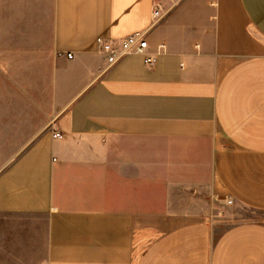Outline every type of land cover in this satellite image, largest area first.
I'll return each mask as SVG.
<instances>
[{
	"label": "crops",
	"instance_id": "0c3cea01",
	"mask_svg": "<svg viewBox=\"0 0 264 264\" xmlns=\"http://www.w3.org/2000/svg\"><path fill=\"white\" fill-rule=\"evenodd\" d=\"M52 6L43 56L0 26L17 72L0 97V264H264V223L217 236L215 220L226 198L264 212V0ZM137 32L164 46L154 66L98 53Z\"/></svg>",
	"mask_w": 264,
	"mask_h": 264
},
{
	"label": "rangeland",
	"instance_id": "374dc122",
	"mask_svg": "<svg viewBox=\"0 0 264 264\" xmlns=\"http://www.w3.org/2000/svg\"><path fill=\"white\" fill-rule=\"evenodd\" d=\"M52 13V0H0V26L2 29L4 31L6 30L8 35L13 31L15 37L22 32L23 36L20 38L21 40L18 41L20 43L18 46L20 49L24 48L25 50L31 47L32 36L35 37L37 35L41 56H43L48 50V39L52 28ZM15 41L16 40L8 41V44L13 43L15 47ZM34 41H36V39ZM2 43L6 45L5 40H2ZM16 73V71L11 73L8 72V74L5 73V70L1 68L0 63V97L10 94L12 89L7 88V80L9 83L14 82L15 78H13L12 75H15ZM43 79L46 78L43 77ZM45 90L46 87L40 89L41 96L46 94ZM39 107L38 114L41 119V116L47 112L48 104L41 103ZM26 139L27 137H25V140ZM0 156H2V153H0ZM229 200L231 199L226 198L220 201L216 200L217 208L215 220L217 236L239 223H264L263 211L236 205L233 201L232 204H229Z\"/></svg>",
	"mask_w": 264,
	"mask_h": 264
},
{
	"label": "built area",
	"instance_id": "2783aa9c",
	"mask_svg": "<svg viewBox=\"0 0 264 264\" xmlns=\"http://www.w3.org/2000/svg\"><path fill=\"white\" fill-rule=\"evenodd\" d=\"M171 4H176L180 0H168ZM163 9L162 3L156 4V10L154 12V17H159L161 10ZM96 47L98 53L104 55L109 66L116 64L122 58L128 55H139L143 57V62L146 66L152 67L158 61V56L161 54V50H164V46L159 47V51L155 55L149 54V46L146 37V33L137 32L134 33L119 43H114L112 41L97 38ZM62 54L58 53V56ZM67 59H73L72 54H66ZM55 139H62L63 135L56 133L53 135ZM229 204H232V200H229Z\"/></svg>",
	"mask_w": 264,
	"mask_h": 264
}]
</instances>
